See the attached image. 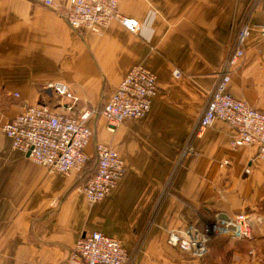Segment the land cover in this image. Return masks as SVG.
<instances>
[{"label":"crops","instance_id":"1","mask_svg":"<svg viewBox=\"0 0 264 264\" xmlns=\"http://www.w3.org/2000/svg\"><path fill=\"white\" fill-rule=\"evenodd\" d=\"M69 3L0 0V264H62L94 230L118 238L134 264H264V160L252 145L233 148L234 130L221 120L198 131L242 23L250 31L229 67V91L264 113V1L119 0V12L140 22L138 34L116 21L100 34L77 32L64 17ZM136 64L156 77L147 114L113 132L91 117L89 155L95 141L107 142L126 168L101 202L89 205L82 183L74 185L82 172H49L11 147L1 126L27 106L99 112ZM54 81L71 96L45 87ZM239 213L252 220L241 249L215 237L196 257L166 242L170 230Z\"/></svg>","mask_w":264,"mask_h":264},{"label":"built area","instance_id":"2","mask_svg":"<svg viewBox=\"0 0 264 264\" xmlns=\"http://www.w3.org/2000/svg\"><path fill=\"white\" fill-rule=\"evenodd\" d=\"M41 2L53 5V0ZM69 2L64 17L68 26L77 32L90 31L100 34L110 22L116 21L127 31L139 33L140 22L119 12V0ZM249 31L246 23H242L238 28L235 50L226 61V69L219 74L209 94L199 119L198 131L201 132L221 120L234 130L230 141L233 148L252 145L257 156L264 160V113L249 106L244 100L235 98L229 91V67L235 65L243 56V45ZM258 32L264 36V25L258 27ZM174 75H179L177 69L174 70ZM45 87L53 90L59 97L71 96L68 86L63 82L54 81ZM156 91L154 73L144 65L136 64L111 92L99 112H58L48 104L36 103L4 122L1 129L13 149L27 154L49 172L62 175H68L73 170L83 172L92 157L87 151L93 138L91 117L98 113L104 118L106 128L113 132L124 120L145 116L151 108ZM13 95L18 96V93ZM93 148L96 158L95 172L79 186L89 205L101 202L115 188L126 171L123 160L109 143L95 141ZM245 171L248 172L247 169ZM217 235L251 239L252 220L246 213L226 219L216 215L212 221L202 226L191 224L183 230H170L166 242L193 256L202 257L206 254L209 238ZM62 264L134 263L118 238L94 230L77 238Z\"/></svg>","mask_w":264,"mask_h":264},{"label":"rangeland","instance_id":"3","mask_svg":"<svg viewBox=\"0 0 264 264\" xmlns=\"http://www.w3.org/2000/svg\"><path fill=\"white\" fill-rule=\"evenodd\" d=\"M88 165V169L90 168V166L92 165V161L89 162ZM86 165V167H87ZM209 221H212V220H209ZM209 221H206V222H209ZM206 222H204L203 224H205ZM202 224V225H203ZM200 225V226H202ZM217 237V240L220 244V246H226L225 248L227 249V246H229V248H235V249H241V245H239V242L241 240H249V239H242V238H235V237H230V236H223V235H217V236H212L211 238H209L207 244H206V247H207V250H208V246H209V243L213 240V238ZM127 250V249H126ZM207 252V251H206Z\"/></svg>","mask_w":264,"mask_h":264},{"label":"trees","instance_id":"4","mask_svg":"<svg viewBox=\"0 0 264 264\" xmlns=\"http://www.w3.org/2000/svg\"><path fill=\"white\" fill-rule=\"evenodd\" d=\"M91 161H92V163H91L92 165L90 166V168L88 169V165H87V167H85V169L80 174V176L77 177V181L74 184L75 186H77L79 183L85 182L86 180H88L94 174L95 167H96V158H95V156H92L87 164L90 165L89 162H91Z\"/></svg>","mask_w":264,"mask_h":264},{"label":"water","instance_id":"5","mask_svg":"<svg viewBox=\"0 0 264 264\" xmlns=\"http://www.w3.org/2000/svg\"><path fill=\"white\" fill-rule=\"evenodd\" d=\"M222 218L226 219L227 217L226 216H222Z\"/></svg>","mask_w":264,"mask_h":264}]
</instances>
